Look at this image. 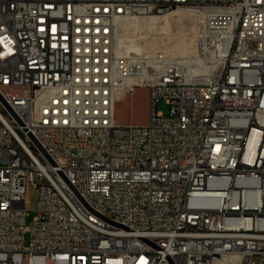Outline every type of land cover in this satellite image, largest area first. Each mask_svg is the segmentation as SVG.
I'll use <instances>...</instances> for the list:
<instances>
[{"label":"built area","instance_id":"obj_1","mask_svg":"<svg viewBox=\"0 0 264 264\" xmlns=\"http://www.w3.org/2000/svg\"><path fill=\"white\" fill-rule=\"evenodd\" d=\"M177 9L191 51L121 45ZM0 264H264V0H0Z\"/></svg>","mask_w":264,"mask_h":264},{"label":"rangeland","instance_id":"obj_2","mask_svg":"<svg viewBox=\"0 0 264 264\" xmlns=\"http://www.w3.org/2000/svg\"><path fill=\"white\" fill-rule=\"evenodd\" d=\"M179 11L181 13H185L183 18L177 20L176 22L175 21L172 22L170 26V30H168V34L167 35L162 34V36L165 37L163 41L154 40L153 44L149 45V47L164 46L167 49H169V46L166 43L168 42V38H169V42L170 41L173 42L175 41V39H178L180 37L187 39L192 38L195 41V35L202 27L201 25L202 20L199 19L198 14H191L188 11H182V10ZM130 23L131 21L129 22V29L125 33H123V35L129 34V36L132 37H137V36L139 37L141 35H146L148 36V39L150 41L152 40V37L161 35L157 30L154 29L146 30L144 31L145 33L139 32L136 22L133 21L132 24ZM143 43L145 44V42ZM157 110L163 111L164 113H168L169 106L164 100H161L157 105ZM150 111H151V106H150L148 87L136 86L134 90L131 93H128L124 99L117 102L116 110H115V120L117 124L123 127L146 126L150 121V113H151ZM39 196H40L39 189L37 187H33V186L28 187L26 207L29 210V214L27 216V222L32 221L34 217L37 215V209L39 207V201H40Z\"/></svg>","mask_w":264,"mask_h":264},{"label":"bare ground","instance_id":"obj_3","mask_svg":"<svg viewBox=\"0 0 264 264\" xmlns=\"http://www.w3.org/2000/svg\"><path fill=\"white\" fill-rule=\"evenodd\" d=\"M179 10L188 11L186 9H177V10H174V11H172L168 14H165L163 16H156V15H138V16H135V18L133 20H130L131 21L130 24H132L133 21L136 22L138 29H139L138 30L139 32H144V31L149 30V29H152V30L154 29V30H157L159 32V34H161V35L160 36L158 35L156 37H152L151 41L148 39V36H146V35H141L139 37L138 36L132 37V36H129V34L123 35V33H125L129 29V22H130L129 21L127 25L122 26L123 31L121 30L122 34L120 36L121 45H125L126 47L131 48V49H136V48H140L143 45L149 46V45L153 44L154 40L163 41V39L165 37L162 36V34H166V35L168 34V30H170V26H171L172 22H174V21L176 22L177 20L183 18L185 13H181ZM188 12L191 13L190 11H188ZM191 14H193V13H191ZM199 19L201 20L200 16H199ZM166 38H168V37H166ZM143 42H145V44ZM166 43L168 44L170 51L179 52V53H185V52L191 51L194 48V40L192 38L187 39V38L180 37L178 39H175V41H173V42H171V41L169 42V38H168V42H166Z\"/></svg>","mask_w":264,"mask_h":264},{"label":"water","instance_id":"obj_4","mask_svg":"<svg viewBox=\"0 0 264 264\" xmlns=\"http://www.w3.org/2000/svg\"><path fill=\"white\" fill-rule=\"evenodd\" d=\"M121 30L123 31L122 27H121Z\"/></svg>","mask_w":264,"mask_h":264}]
</instances>
